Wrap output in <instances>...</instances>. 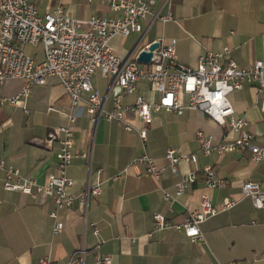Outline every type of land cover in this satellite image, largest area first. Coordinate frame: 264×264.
<instances>
[{
    "label": "crops",
    "instance_id": "0c3cea01",
    "mask_svg": "<svg viewBox=\"0 0 264 264\" xmlns=\"http://www.w3.org/2000/svg\"><path fill=\"white\" fill-rule=\"evenodd\" d=\"M36 4L39 13L61 6L76 20L86 21L91 15L117 16L103 0H36ZM160 4L159 0L154 9ZM167 10L171 20L161 22L148 16L140 20L141 32L111 38L114 53L126 58L137 45L162 37L176 41L177 59L189 66L196 65L200 54L225 45L228 56L240 67L257 59L264 61V0H168L160 12ZM85 28L81 24L77 31ZM35 57L40 59L42 54L35 52ZM92 83L101 94H107L110 79L96 71ZM22 85L20 79L4 81L0 98L17 94ZM135 94L147 100L157 97L156 91L140 82L135 93L124 96L122 102L132 103ZM230 100L235 114L245 120L253 142L264 148L263 96L245 84L230 94ZM69 103L68 94L49 77L45 84L32 86L20 104L0 105V264H39L46 255L54 264H76L71 256L79 250H83L81 264H93L96 252L108 255L111 264H264V208H255L240 190L246 180L264 183V158L252 161L247 150L203 155L198 151L196 131L202 130L218 142L226 130L201 111L188 108L180 114L164 109L153 112L144 144L121 123L104 119L92 123L82 110L73 123V150L86 153L87 158L75 157L68 166L66 173L73 181L68 191L77 193L87 182H99L101 192L88 200V224L83 223L76 203L70 209L57 210L56 220L63 228L54 235V219L49 216L55 209L52 199L39 204L19 190H6L3 177L5 169L12 167L21 178L42 184L54 172L58 143L47 142V133L65 124ZM49 105L53 110H47ZM110 107L108 95L106 108ZM124 119L135 127L142 125L129 110L124 112ZM168 148L181 154L195 153L196 161L178 162L173 174L165 160ZM144 152L163 167L158 183L144 173V164L125 170ZM207 165L225 181L224 185L213 189L206 186L202 169ZM188 172L196 174V181L186 185L169 210L159 186L173 193L175 183ZM202 195L214 204L225 197L238 201L202 222L198 241H190L173 227L154 229L153 213L181 223L188 211L198 208ZM93 226L98 228L97 235Z\"/></svg>",
    "mask_w": 264,
    "mask_h": 264
},
{
    "label": "built area",
    "instance_id": "2783aa9c",
    "mask_svg": "<svg viewBox=\"0 0 264 264\" xmlns=\"http://www.w3.org/2000/svg\"><path fill=\"white\" fill-rule=\"evenodd\" d=\"M103 1L117 16L91 15L86 21L76 20L67 16L61 6L39 13L36 0H0V84L8 79L23 81L17 94L0 98V105L20 104V98H25L32 86L45 84L49 77L55 78L70 98L65 124L52 128L47 133V142L56 140L58 143L54 172L49 173L42 184L21 178L18 170L12 167L5 169L3 177V187L6 190H19L39 204L52 199L55 209L49 216L54 219V235L63 228L62 222L56 220L57 210L70 209L76 203L83 223L88 224V200L90 196L101 192L99 182L92 185L87 182L77 193L68 191L73 184L66 173L68 166L75 157L87 158L86 153L77 154L73 150V123L82 110L92 123L99 119L121 123L125 130L134 131L143 144L153 112L164 109L180 114L185 108L199 110L226 130L224 137L218 142H214L212 136L204 131H196L198 151L203 155L247 150L252 161L264 158V148L253 142L252 134L245 129V120L235 114L230 100V94L245 84L253 86L264 98L263 60L257 59L240 67L228 56L229 47L225 45L220 50L200 54L196 65L189 66L177 59L176 41H165L162 37L137 45L126 58H120L110 46L111 38H124L132 32H141L140 20L148 16L161 22L171 20L169 10L160 12V8L166 6L168 0H160V8L157 10L154 6L159 0ZM81 24L86 28L78 32L77 28ZM152 42H157L158 45L153 48L149 62L136 61L138 53L147 50ZM39 44L42 46L40 59L35 57V53L27 54L23 50V45ZM96 71L102 77L110 79L107 94H101L92 83V76ZM140 82L156 91L157 97L147 100L144 95L135 94L132 103H123L124 96L135 93ZM108 95L111 96L109 110L106 108ZM21 107L24 112H28L24 105ZM47 110H53V107L49 105ZM127 110L140 118V127H135L124 119V112ZM228 134L232 136L228 137ZM165 160L167 167L176 174L175 165L178 162L194 163L196 155L181 154L174 148H168ZM2 164L0 161L1 166ZM138 164H144V173L158 183L163 167H158L144 152L133 158L125 170ZM202 174L208 188L213 189L225 183L223 179L216 177L214 169L209 165L203 167ZM116 177L113 176L112 179ZM195 181L196 174L188 172L175 183L173 193L159 186L163 200L169 203V210L186 185ZM240 190L243 196L251 198L255 208H264V183L246 180L242 182ZM237 201L235 198L225 197L214 204L207 195H202L198 208L188 211L181 223H172L163 214L153 213L154 229L173 227L181 230L190 241H198L201 239L200 224L231 208ZM92 232L97 235L98 228L93 226ZM82 254L83 250L76 251L71 259L76 264H81ZM110 261L108 255L96 252L93 264H111ZM39 264L54 263L46 255L40 258Z\"/></svg>",
    "mask_w": 264,
    "mask_h": 264
},
{
    "label": "water",
    "instance_id": "95a60500",
    "mask_svg": "<svg viewBox=\"0 0 264 264\" xmlns=\"http://www.w3.org/2000/svg\"><path fill=\"white\" fill-rule=\"evenodd\" d=\"M157 45H158L157 42L150 43L147 50H142L138 53L136 57V61L142 62V63L149 62L151 55H152V50L153 48L155 49Z\"/></svg>",
    "mask_w": 264,
    "mask_h": 264
},
{
    "label": "rangeland",
    "instance_id": "374dc122",
    "mask_svg": "<svg viewBox=\"0 0 264 264\" xmlns=\"http://www.w3.org/2000/svg\"><path fill=\"white\" fill-rule=\"evenodd\" d=\"M41 49L42 46L36 45V46H32V45H23V50L27 53V54H33L36 52V54L39 56L41 53Z\"/></svg>",
    "mask_w": 264,
    "mask_h": 264
}]
</instances>
